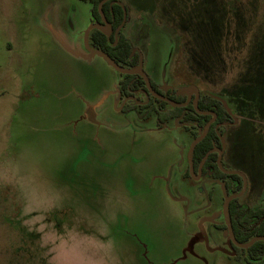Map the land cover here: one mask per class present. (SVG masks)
<instances>
[{
    "label": "rangeland",
    "instance_id": "374dc122",
    "mask_svg": "<svg viewBox=\"0 0 264 264\" xmlns=\"http://www.w3.org/2000/svg\"><path fill=\"white\" fill-rule=\"evenodd\" d=\"M124 1L123 31L141 54L138 68L161 90L181 94L194 83L184 73L174 20L181 15L183 22L192 0ZM205 1L197 13L206 3L205 14L227 10L248 25L242 4ZM90 7L81 0H0V264H247L244 253L219 250H228L221 244L226 230L220 235L213 225L223 222L224 184L185 173L192 128L145 116L136 106L147 101L145 91L123 97L122 76L100 56L88 57ZM210 20L231 32V21ZM250 35L255 61L259 23ZM238 44L244 48L243 36ZM249 70L254 80L264 77L261 68ZM216 97L235 124L222 129L226 149L231 141L225 166L246 176L241 202L262 205L264 86ZM205 229L215 230V242L202 237Z\"/></svg>",
    "mask_w": 264,
    "mask_h": 264
},
{
    "label": "trees",
    "instance_id": "16d2710c",
    "mask_svg": "<svg viewBox=\"0 0 264 264\" xmlns=\"http://www.w3.org/2000/svg\"><path fill=\"white\" fill-rule=\"evenodd\" d=\"M83 1L91 4L90 13L92 17L98 23H102L98 12V3L101 0ZM111 1L114 2L111 3ZM115 1L117 0H108L102 5V11L111 23L113 29L120 24L123 18V7ZM203 1L206 2L205 0H199V2L196 0L190 1L188 4L190 14L184 16L183 22L181 15H178L177 20H174L178 27V33L183 39L180 51L183 54L185 53L187 57V60H185L187 72L184 73H188L189 75H186V77H191L192 83L201 88L198 107L201 110H210L216 114V118L209 126L205 137L194 147L192 153L194 168L197 167L199 161L208 149L213 145H221L215 125L232 120L223 102L216 95H224L225 92H232L244 86L253 88L260 84L264 86V77L259 81L257 79L254 80L255 77L251 75L252 73L249 70V67L253 70L261 68L264 74V0H232L231 6L233 9L239 8L242 4V9L246 8L249 12L247 17L248 25L244 24V27L239 24L245 23V18L244 22H242L241 16L235 17L234 15H230L227 10H217L215 17H212L209 13L205 14L203 10L205 9L206 3L200 7L202 13L200 11L197 13L195 9H198V3L202 4ZM120 2H123V0H120ZM196 5L197 7H195ZM124 6L126 11H128L125 3ZM179 8L175 7L173 14H180ZM197 17L201 18V24L198 26L195 24ZM212 18H218L220 24L225 20L231 21V24H233L231 32L223 29L221 26L220 31L215 30L213 28V22L210 20ZM258 23L260 32L263 35V38L259 39L261 54H258V60L252 61L250 60L251 52L249 49L252 43L246 42V39L252 36L250 34L251 32L254 33ZM241 36L244 37V48H242L241 44H238ZM231 37H233L232 40ZM117 38V42L114 44V33L107 36L98 29H92L88 35L89 45L92 48L106 52L123 67H136L138 55H132V46L129 38L122 31L118 32ZM243 65L244 76L240 74ZM119 74L122 76L119 82V90L122 95H129V88L131 87L137 88L142 86L145 88L143 80L137 78L136 75ZM181 75L183 74L181 73ZM130 82H133L134 85H131ZM151 83L157 89L155 83ZM204 90L211 94L203 93ZM221 91L223 94L220 93ZM167 95L175 101L182 102L185 100V97L182 95ZM157 102L159 106H157ZM148 105L151 107L149 112L152 111L162 123L169 124L180 117L179 121L184 125L193 124L190 126L192 128V139H195L199 135L200 127L211 117L208 114L202 115L196 113L191 102L185 107H166L163 101L153 100L150 96L148 103L140 105L139 108H145ZM218 129L220 130L221 128L219 127ZM202 170L205 175L211 178L224 180L227 177H231L237 179L239 181L237 189L240 187L241 179L238 175H227L217 167L215 152L209 154ZM228 211L238 241L246 242L253 236L264 235V205L242 207L238 203V199H233L229 204ZM222 226L225 227L224 224ZM234 249L238 256L244 251V260L247 264H264V241H256L246 249L236 246H234Z\"/></svg>",
    "mask_w": 264,
    "mask_h": 264
},
{
    "label": "water",
    "instance_id": "95a60500",
    "mask_svg": "<svg viewBox=\"0 0 264 264\" xmlns=\"http://www.w3.org/2000/svg\"><path fill=\"white\" fill-rule=\"evenodd\" d=\"M106 1L107 0H101L98 3V12H99V14L101 16V20L103 22V25H101L99 23H95V22L91 23L85 28L84 33H83V42H84V45H85L86 49L88 50V54H87L88 57H91V56H94V55L100 56L109 66H111L114 70H116L119 73H123V74H138V75L142 76L144 81H145V83H146V87L149 90V92L153 96L158 97V98L166 101L170 106H184V105H186L189 102L192 94H194V100H193L192 104H193V107L196 110V112L199 113V114H211L212 115V118L205 124L203 129L200 130L199 135L195 139H193V141L191 142V144L189 146V149H188L189 172L192 175V177H194V178L197 177L198 175H194L193 164H192V161H191V155H192V152H193V149H194L195 145L205 136L207 128L210 125V123L214 120V118L216 117V114L213 111H210V110H201V109H199V107H198V98H199L200 92H199V88H198L197 85L189 84L186 87L181 88L179 90V92L181 94H187V99H186L185 102H176V101H174L171 98H168L166 96H162V95L156 93L153 90V88H152V86L150 84V81H149V78H148L146 72L142 68H126V67H123L122 65L117 63L112 57H110L106 52H104L102 50L94 49V48H92L89 45L88 35H89V32H90V30L92 28L99 29L103 34H105L107 36L112 32V26L108 22V20L106 19L105 15H104V13L102 11V5ZM125 19H126V10H125V8L123 6V19H122V22L120 23V25L115 29V34L122 27ZM116 39H117V37H116ZM214 150L218 151V157H217V161L216 162H217L218 167L221 169V171H223L225 173H228V174L229 173H237V174H240V175L243 176V174L240 171H238V170H227V169H224L222 167V165H221L222 149H219V148L209 149L205 153V155L203 156V158H202V160H201V162L199 164L198 174H200V172H201V166H202L204 160L207 158L209 153L214 151ZM243 177H244V185H243L241 191L239 193H237V194H231V195H227V196L224 197L223 206H222V212L224 214V220H225V223L227 225L229 238L238 247H242V248L246 249L249 246H251L254 242H256L258 240H264V235L254 236V237L250 238L248 241H246L244 243H241V242L237 241V239L234 236L233 229H232V226H231V223H230V219H229V216H228V204H229L231 199L241 195V193L246 188V177H245V175ZM205 219H211V217L210 218H205ZM205 219H203L202 221H204Z\"/></svg>",
    "mask_w": 264,
    "mask_h": 264
},
{
    "label": "flooded vegetation",
    "instance_id": "af4514ba",
    "mask_svg": "<svg viewBox=\"0 0 264 264\" xmlns=\"http://www.w3.org/2000/svg\"><path fill=\"white\" fill-rule=\"evenodd\" d=\"M81 1H83V0H81ZM108 1V0H107ZM83 2H87V1H83ZM114 1H111V3H113ZM115 2H117V3H120L121 5H123L124 6V0H123V2H120V0H117V1H115ZM105 3V2H104ZM122 6V7H123ZM124 8H125V6H124ZM125 10H126V8H125ZM105 15V14H104ZM101 17V16H100ZM106 17V16H105ZM127 18H128V15H127V11H126V19H125V21H124V23H123V25H122V27L119 29V31H122L123 33H124V31H123V27H124V25L126 24V20H127ZM107 19V18H106ZM123 19V18H122ZM98 23L93 17H92V15H90V21H89V24H91V23ZM101 22H102V20H101ZM109 22V21H108ZM122 22V21H121ZM120 22V23H121ZM110 23V22H109ZM88 24V25H89ZM99 24H101V25H103V22L102 23H99ZM111 24V23H110ZM120 25V24H119ZM118 25V26H119ZM112 26V25H111ZM117 26V27H118ZM116 27V28H117ZM115 28V29H116ZM92 29H96V28H92ZM91 29V30H92ZM115 29H113L112 28V32L110 33V34H112V33H114V35H115V40L116 41H114V44L117 42V39H116V37H117V35H118V32L115 34ZM90 30V31H91ZM99 30V29H98ZM109 34V35H110ZM125 34V33H124ZM126 35V34H125ZM128 37V36H127ZM129 41H130V39H129ZM131 43V42H130ZM131 46H132V44H131ZM133 54H137L138 55V58H137V66L136 67H134V68H138V65H139V62H140V58H142L141 57V54H139L138 52H135V51H133V46H132V55ZM145 72H146V70L144 69V68H142ZM119 73V72H118ZM121 74H123V73H121ZM146 74H147V76H148V78H149V81H150V84H151V86H152V83L151 82H153V83H155L153 80H152V78L148 75V73L146 72ZM133 75H136V77L137 78H141L142 80H143V82H144V86H145V88L144 87H142V86H139V87H137V88H135V87H131V88H129V91H130V94L129 95H122L121 93H120V90H119V88H118V90H119V93H120V95H122L123 97H128V96H131V92L132 91H135V90H138V89H143L144 91H145V93L147 94V101L145 102V103H143V104H139V105H136L137 106V108L139 109V111L140 110H143V109H145L146 110V112H145V116H149L150 114H153V116L155 117V119L157 120V122H159V123H162V122H160L158 119H157V117L155 116V114L151 111V112H149L150 111V109H151V107H150V105H148L147 107H145V108H139V106L140 105H145L146 103H148V101H149V97L151 96L152 97V99L153 100H157V101H163L164 103H165V106L166 107H185L188 103H192L193 102V100H194V94H192V96H191V98H190V100H189V102L186 104V105H184V106H170L166 101H164V100H162V99H160V98H158V97H155V96H153L150 92H149V90L147 89V87H146V83H145V81H144V79H143V77L142 76H140V75H138V74H133ZM130 84L131 85H134V83L133 82H130ZM119 85V84H118ZM155 85H156V87H157V89H155L153 86H152V88H153V90L156 92V93H158V94H160V95H162V96H166V97H168V98H170L167 94H174V95H182V96H184L185 97V100L184 101H182V102H185L186 101V99H187V94H175V92H174V90L173 89H166L165 91H163V90H161L158 86H157V84L155 83ZM199 88V87H198ZM199 92H200V95H201V90H200V88H199ZM203 93H205V92H203ZM209 94V93H208ZM200 95H199V98H200ZM199 98H198V100H199ZM172 99V98H171ZM174 100V99H173ZM175 101V100H174ZM176 102H179V101H176ZM193 105V104H192ZM157 106H159V104H158V102H157ZM225 107V106H224ZM194 108V107H193ZM200 109V108H199ZM225 109H226V107H225ZM195 110V109H194ZM227 110V109H226ZM195 112H196V110H195ZM227 112L229 113V111L227 110ZM149 113V114H148ZM197 113V112H196ZM199 114V113H198ZM202 115H205V114H202ZM208 115H211V114H208ZM229 115L231 116V121H225V122H221V123H217L216 125H215V128H216V130H217V133H218V136H219V139H220V141H221V145L220 146H216V145H213L210 149H212V148H219V149H222V153H221V165H222V167L224 168V169H227V170H238V169H236V168H234V166L233 165H231L232 167H226L225 165V160H226V156H227V152H228V150H229V148H230V140H229V138L227 137V141H226V143H228V148L226 149V147H225V145H224V143H223V140H222V134H223V127H233V126H235V124H233L234 123V119H233V117H232V115L229 113ZM212 118V115H211V117H210V119ZM216 118V117H215ZM215 118H214V120H215ZM209 119V120H210ZM178 121L179 123H181L179 120H180V117H178V118H176L174 121ZM208 120V121H209ZM213 120V121H214ZM173 121V122H174ZM207 121V122H208ZM212 121V122H213ZM206 122V123H207ZM211 122V123H212ZM205 123V124H206ZM211 123H210V125H211ZM162 124H167V123H162ZM181 124H183V123H181ZM205 124L202 126V127H200V130H202L203 129V127L205 126ZM191 125H193V124H190V125H184V126H191ZM209 125V126H210ZM209 126H208V128H209ZM221 128L220 130L218 129V128ZM208 128H207V130H208ZM206 133H207V131H206ZM206 135V134H205ZM205 137V136H204ZM203 137V138H204ZM202 138V139H203ZM201 139V140H202ZM192 141H193V139H192ZM191 141V142H192ZM191 144V143H190ZM190 146V145H189ZM194 150V149H193ZM209 150V149H208ZM207 150V151H208ZM206 151V152H207ZM213 152H215L216 153V161H217V157H218V151L217 150H214V151H212V152H210L209 154H211V153H213ZM193 153V152H192ZM205 155V154H204ZM209 156V155H208ZM207 156V157H208ZM203 158V157H202ZM207 159V158H206ZM206 159L204 160V162L206 161ZM202 160V159H201ZM201 160L199 161V163H198V165H197V167L196 168H194V164H193V162H192V164H193V170H194V175H198L197 177H195V178H197V179H199L200 177H204L205 179H208L209 181H216V180H218V181H220V182H222L223 184H224V187H225V190H226V192L228 193L227 195H231V194H237V193H239L240 191H241V189H242V187H243V185H244V173L242 172V171H240V170H238V171H240L242 174H243V176L242 175H240V174H237V173H225V172H223V173H225V174H227V175H238L239 177H240V179H241V183H240V187H239V189H237V185L239 184L238 182V180L237 179H234V178H231V177H227V178H225L224 180H222V179H216V178H211V177H209V176H207V175H205L204 173H203V170H202V168H203V165H204V162H203V164H202V166H201V172H200V174H198V169H199V164H200V162H201ZM191 161H192V155H191ZM216 164H217V162H216ZM217 167H218V165H217ZM219 168V167H218ZM220 169V168H219ZM221 170V169H220ZM187 175H189L191 178H193L194 179V177H192V175L190 174V172H189V158H188V151H187V170H186V172H185ZM246 177V176H245ZM231 185H233V186H231ZM247 185H248V182H247V179H246V188H247ZM246 188L244 189V191L246 190ZM244 191L241 193V195H239V196H237V197H235V198H233V199H238V203L242 206V207H244L245 205H244V203H242L241 202V200H240V197L244 194ZM233 199H231L230 200V202L233 200ZM223 201H224V198H223ZM230 202H229V204H230ZM229 204H228V207H229ZM262 205H264V204H262ZM262 205H258V206H262ZM222 206H223V202H222ZM250 207V206H249ZM255 207H257V206H255ZM221 211H222V209H221ZM222 214H223V212H222ZM228 216H229V211H228ZM205 219V218H204ZM213 219V215L211 216V219H205L204 221H202L201 220V222L203 223V222H206V221H211ZM229 219H230V216H229ZM214 222H212V224H213ZM230 223H231V226H232V222H231V219H230ZM225 225V227H223L222 225ZM214 225V229H221L220 230V235H222V233L224 232L225 233V230H226V232H227V239L226 240H224V241H222L221 242V244H224L226 247H227V249L228 250H225L224 252L225 253H227V255H229V256H231V257H238V255L236 254V251H235V249H234V246H236V247H238L237 245H235L232 241H231V239L229 238V233H228V229H227V225H226V223H225V220H224V214H223V222L221 223V224H213ZM232 229H233V226H232ZM213 232H215V230H211V231H209V230H204V232H203V235H202V237L203 238H205V237H209L210 239H212V241L213 242H215L214 241V234H213ZM233 233H234V229H233ZM234 236H235V233H234ZM257 236V235H256ZM254 237V236H253ZM235 238H236V236H235ZM237 239V238H236ZM238 241V240H237ZM258 241H260V240H258ZM262 241H264V240H262ZM240 242V241H239ZM241 243H244V242H241ZM230 245V248L228 247L229 245ZM239 248H242V247H239ZM232 251H231V250ZM242 249H244V248H242ZM241 253H244V251H242ZM241 253H240V255H241Z\"/></svg>",
    "mask_w": 264,
    "mask_h": 264
},
{
    "label": "crops",
    "instance_id": "0c3cea01",
    "mask_svg": "<svg viewBox=\"0 0 264 264\" xmlns=\"http://www.w3.org/2000/svg\"><path fill=\"white\" fill-rule=\"evenodd\" d=\"M93 57V56H91ZM209 249V248H208ZM210 251H212L211 249H209ZM219 250H222V251H225L226 249H223V248H219Z\"/></svg>",
    "mask_w": 264,
    "mask_h": 264
}]
</instances>
